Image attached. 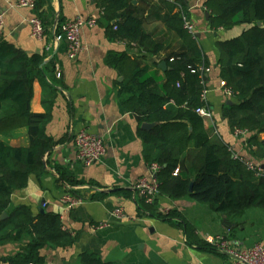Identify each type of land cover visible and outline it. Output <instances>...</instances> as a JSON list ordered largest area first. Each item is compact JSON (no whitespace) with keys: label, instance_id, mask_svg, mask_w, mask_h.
Masks as SVG:
<instances>
[{"label":"crops","instance_id":"crops-1","mask_svg":"<svg viewBox=\"0 0 264 264\" xmlns=\"http://www.w3.org/2000/svg\"><path fill=\"white\" fill-rule=\"evenodd\" d=\"M39 1L38 10H31L0 0V11L5 12L0 34L28 54H45L46 64L50 60L55 64L51 77L43 75L35 80L31 109L50 114L46 131L61 141L45 155V171L31 174L27 187L12 194L7 212L9 215L17 206L28 205L35 215L42 210L58 213L65 228L78 236L72 246H46L42 250L45 257L42 264H82L80 254L84 251L95 252L114 264H230L226 255L206 241L207 236H230L245 247L264 243L262 208H248L241 215L228 217L190 196L172 199L160 194L155 200L154 213L141 207L142 196L133 184L150 174L151 164L144 155L145 143L137 133L138 121L119 97L118 83L124 77L109 64L108 55L128 52L165 80L167 67L161 68L160 64L167 63L168 57L182 45L163 21L169 7L161 0H131L132 9L145 20V30L153 35V40L166 44L162 51L154 53L152 44L147 47L110 40L107 23L98 21L93 27H84L82 50L71 59L66 40L57 42L54 34L60 23L78 15L98 18L96 0ZM184 4L210 63L206 86L212 117H203L207 131L213 140L218 137L227 143L237 156L260 165L264 173V146L250 145L248 139L237 137L223 116L227 102L236 99L224 92L216 42L237 37L249 26L214 30L206 17L204 0H184ZM36 15L45 24L43 39L31 34L29 19ZM83 129L103 136L107 147L105 155L90 166L77 158L75 136ZM0 140L10 146L29 145L28 128L15 129L10 136L0 135ZM259 140L264 141V132L259 133ZM196 162H193L196 166L200 165L201 159L197 157ZM191 166L192 161L187 159L185 167L192 169ZM69 193L84 197V203L67 209L61 200ZM117 208L123 209L125 218L115 215ZM170 210L177 214L173 221L158 216V212ZM182 221L192 225V236L179 225ZM104 223L108 225L101 227ZM30 241L31 236L24 234L19 240L2 243L0 264H9L6 257Z\"/></svg>","mask_w":264,"mask_h":264},{"label":"trees","instance_id":"trees-1","mask_svg":"<svg viewBox=\"0 0 264 264\" xmlns=\"http://www.w3.org/2000/svg\"><path fill=\"white\" fill-rule=\"evenodd\" d=\"M161 1L169 7L163 21L182 44L167 59L165 80L128 52L108 55L109 64L124 77L118 83L119 97L138 121L145 158L149 164L161 166L157 172L160 195L172 199L190 196L228 217L252 207L264 209V173L256 175L240 156H234L227 143L218 137L213 140L204 118L195 112L205 104L203 92L210 63L197 37L185 25L183 15H189L184 0ZM96 4L98 21L107 23L110 40L147 47L152 44L154 53L165 49L164 42L153 40L145 30V20L132 9L131 0H96ZM40 5L37 0V10ZM204 7L214 30L249 26L237 37L216 42L220 76L236 99L232 104L227 102L223 116L233 131L239 127L251 132L250 145L264 146L259 140V133L264 132V0H204ZM45 60V54H28L0 34V135L10 136L13 130L27 127L30 138L26 146H10L0 140V216L9 211L12 194L27 187L31 174L45 171V155L61 141L46 131L50 114L31 109L35 80L43 75L51 77L55 70L54 61L48 65ZM145 122L155 125L143 129ZM197 157L201 159L198 166ZM187 159L192 161V169L185 167ZM155 205L142 197L144 210L154 213ZM176 215L173 210L158 212L166 220L173 221ZM179 225L192 236L190 223ZM24 234L30 235L31 241L6 257L9 264H42L46 246L67 247L78 241V236L65 228L60 214L46 211L35 215L30 206L20 205L0 220V245ZM80 259L82 264H114L90 251L82 252Z\"/></svg>","mask_w":264,"mask_h":264},{"label":"built area","instance_id":"built-area-1","mask_svg":"<svg viewBox=\"0 0 264 264\" xmlns=\"http://www.w3.org/2000/svg\"><path fill=\"white\" fill-rule=\"evenodd\" d=\"M9 3L13 7L29 8L35 10L37 7V0H9ZM179 7V6H178ZM186 27L196 36V29L192 22L183 15ZM5 23V12L0 11V28ZM98 23V18H86L82 15L76 16L72 20L64 22L60 27V32L54 34L55 40H66L68 45V55L71 59H75L82 50V30L86 26L93 27ZM31 26V34L33 37L43 39L45 36V25L39 16H33L29 19ZM209 71V69H208ZM205 73V71H204ZM61 77V73L57 74ZM224 92L227 96L232 97L233 93L230 88L226 86V82H223ZM204 105L195 108V112L202 117L211 118L212 109L208 104L207 89L203 92ZM234 134L243 139H249L251 132L248 129L235 128ZM75 144L77 147V158L82 161L86 166L93 165L99 161L106 153L107 147L103 136L90 132L88 130H80L75 136ZM238 157L237 154H234ZM248 168L255 171L256 175L263 174V169L260 165L255 164L252 161L240 156ZM160 165L154 162L150 165V174L148 176L140 177L134 184V189L140 194V196L146 199V202L153 204L156 198L160 194V190L157 182V172L160 169ZM179 168L175 170L177 174ZM62 203L67 209H73L84 203V198L77 194H66L62 198ZM115 215L119 218H125L126 215L121 208L115 210ZM108 223L101 224V227L107 226ZM206 241L212 245L220 253L226 255L230 264H264V243H257L251 247H245L237 244L230 236L216 235L207 236ZM38 264V263H33Z\"/></svg>","mask_w":264,"mask_h":264},{"label":"water","instance_id":"water-1","mask_svg":"<svg viewBox=\"0 0 264 264\" xmlns=\"http://www.w3.org/2000/svg\"><path fill=\"white\" fill-rule=\"evenodd\" d=\"M206 17L209 19V17H210V13L209 12H206ZM258 25L259 26H262V22H258ZM197 36H199V34H196ZM160 67L161 68H166L167 67V63L166 62H162L161 64H160ZM123 78L122 77H120V80H122ZM234 101H232V100H229L228 101V104H232ZM155 124L154 123H150V122H145V123H143L142 124V128L143 129H151L153 126H154ZM192 187H193V181L191 182V184H190V191H192ZM42 212H44V210H42ZM8 217V214H7V212H4L1 216H0V220H2V219H4V218H7Z\"/></svg>","mask_w":264,"mask_h":264},{"label":"rangeland","instance_id":"rangeland-1","mask_svg":"<svg viewBox=\"0 0 264 264\" xmlns=\"http://www.w3.org/2000/svg\"><path fill=\"white\" fill-rule=\"evenodd\" d=\"M84 198V197H83ZM84 201H85V198H84Z\"/></svg>","mask_w":264,"mask_h":264}]
</instances>
